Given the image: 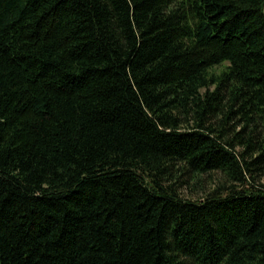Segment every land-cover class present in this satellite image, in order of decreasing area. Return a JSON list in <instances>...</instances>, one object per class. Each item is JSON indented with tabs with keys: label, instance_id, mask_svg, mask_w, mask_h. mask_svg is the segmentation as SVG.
Segmentation results:
<instances>
[{
	"label": "trees",
	"instance_id": "trees-1",
	"mask_svg": "<svg viewBox=\"0 0 264 264\" xmlns=\"http://www.w3.org/2000/svg\"><path fill=\"white\" fill-rule=\"evenodd\" d=\"M263 181L264 0H0V264H264Z\"/></svg>",
	"mask_w": 264,
	"mask_h": 264
},
{
	"label": "rangeland",
	"instance_id": "rangeland-1",
	"mask_svg": "<svg viewBox=\"0 0 264 264\" xmlns=\"http://www.w3.org/2000/svg\"><path fill=\"white\" fill-rule=\"evenodd\" d=\"M264 183V181H263ZM185 197L188 198V199H192V200H200L202 198V196H199V195H189L188 193H185Z\"/></svg>",
	"mask_w": 264,
	"mask_h": 264
}]
</instances>
